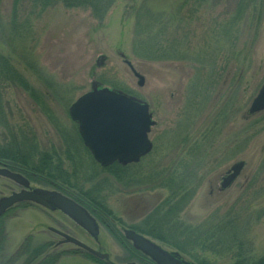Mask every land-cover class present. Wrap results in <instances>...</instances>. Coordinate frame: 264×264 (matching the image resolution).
Returning a JSON list of instances; mask_svg holds the SVG:
<instances>
[{"label": "rangeland", "instance_id": "obj_1", "mask_svg": "<svg viewBox=\"0 0 264 264\" xmlns=\"http://www.w3.org/2000/svg\"><path fill=\"white\" fill-rule=\"evenodd\" d=\"M13 1L0 2V52L31 86L0 84V142L38 166L35 177L22 170L31 187L90 191L104 225H131L143 209L162 233L182 234L187 258L262 257L264 110L248 109L264 84L263 0H115L102 20L84 5L42 9L24 0L14 12ZM94 81L147 102L156 122L152 151L120 172L97 163L69 115ZM239 161L240 177L210 204L211 183ZM20 187L0 175V197ZM49 226L78 234L62 212L20 204L0 219V246L8 256L41 247L59 255L56 264H95L81 249L56 245Z\"/></svg>", "mask_w": 264, "mask_h": 264}, {"label": "water", "instance_id": "obj_2", "mask_svg": "<svg viewBox=\"0 0 264 264\" xmlns=\"http://www.w3.org/2000/svg\"><path fill=\"white\" fill-rule=\"evenodd\" d=\"M104 58V55L99 56L97 64L101 65ZM128 64L132 67L130 62ZM134 72L139 78V85H143L144 76L135 70ZM263 110L264 84L253 98L248 113L253 115ZM69 114L78 124L83 143L102 166H108L116 161L122 165L138 162L142 156L152 150L153 143L149 139V133L155 121L152 119L148 103L134 95L121 90L100 87L94 81L91 89L71 104ZM243 167L244 161L235 163L231 173L224 178L223 186H228ZM0 175L22 186L20 190L0 197V217L16 205L29 202L50 210L59 209L79 225L97 232L98 224L86 208L63 193L41 187L32 188L26 176L7 167H0ZM50 229L63 237L62 242H66L67 238L90 253L100 255L98 251L66 233L53 227ZM127 236L134 240L136 247L152 256L160 264H171L174 261L175 257L172 254L136 232L129 230Z\"/></svg>", "mask_w": 264, "mask_h": 264}, {"label": "flooded vegetation", "instance_id": "obj_3", "mask_svg": "<svg viewBox=\"0 0 264 264\" xmlns=\"http://www.w3.org/2000/svg\"><path fill=\"white\" fill-rule=\"evenodd\" d=\"M146 155L142 156L138 162H132L127 165H121L120 163L118 164L123 167H131L132 165L138 164L142 160V158L145 157ZM232 166H230L221 175L220 180L218 179L214 183H211L210 185L211 189L209 191L210 204H213L215 201H219L221 198H224L225 194L230 190V188L235 184L236 180L240 177L244 167L242 168L238 176L228 186L226 187L223 186L224 178L231 173ZM18 172H20L29 179L28 175L24 174L22 170H18ZM29 181L31 185V180L29 179ZM51 190H56L63 193L62 191L57 189H51ZM65 195L73 199L75 202H77L84 208H86V210L96 220L98 224V230L97 232H93L86 229L85 227L75 222L67 214H66L67 220L75 225L78 234H76L75 232H71L67 228L66 231H63L61 229L59 230L66 233V235H69L75 238L76 240L86 244L90 248L98 251L100 255L90 253L89 251L82 248L79 244L67 240V238H66V242H62L63 237L57 232L51 230L53 233L57 234L60 237V239L57 242H55V244L56 245L66 244V245H70L72 249H79V250L81 249L83 252H85V254H87L93 260V263L95 264H160L152 256L143 252L141 249L135 246L134 240L127 236V231L129 230L136 232L140 236L148 239L149 241L155 243L162 249L172 254L175 257V259H173L174 261H172L171 264H219L214 259L187 258L185 253H183L184 252L183 249L184 248L186 249V247H184V243L181 241L182 234L180 235L176 233V235L172 234L171 236L162 233L160 227L156 228V226L152 225V219L150 217V214L146 216H142L141 213L143 209L139 211V215H134L133 217L134 220L139 219V221L134 222L131 225L130 224L128 226H124V225L113 226L110 224L104 225L100 221L99 217L104 216V214H106L105 211L100 212L97 208H95L93 204L88 202V200L86 199L87 195H83V194L82 196L75 194L73 195L70 194V192L68 193L67 191ZM144 202H145L144 199H142V204ZM146 207L147 206L145 205L143 208ZM102 224L105 226V230H102V226H103ZM168 236H170L171 238H168ZM108 245H110V248L114 247V249L113 250L109 249ZM195 245H196L195 243H190L188 245V248L190 247L193 248L195 247ZM115 251L117 252L114 253ZM101 255H106V256H101Z\"/></svg>", "mask_w": 264, "mask_h": 264}, {"label": "trees", "instance_id": "obj_4", "mask_svg": "<svg viewBox=\"0 0 264 264\" xmlns=\"http://www.w3.org/2000/svg\"><path fill=\"white\" fill-rule=\"evenodd\" d=\"M24 0H14V12L17 11V7L20 2ZM33 5L42 6L43 8H46L48 4L55 3L57 1H62L65 6L69 7H76L80 5L88 6L92 9L94 15L102 20L107 13L109 7H111V3H113L115 0H29ZM1 2V0H0ZM264 2V0H263ZM239 11L241 10L242 6H238ZM16 17V13L13 16ZM11 63L6 56L2 55L0 52V84L2 83L3 79L13 80L14 82L20 83L25 88H29L31 85H29V82L23 77L18 76V72L13 71L11 69ZM2 76V77H1ZM31 94L35 98V100H38V93L34 91L33 87H31ZM1 101H2V95L0 91V107H1ZM0 164L5 165L13 170H24V172L28 173L32 177L37 176L35 173V170H37V167L35 162L31 161V157L26 156L22 153V151L18 147L11 146L10 144L1 143L0 142ZM127 167H123L119 165L118 163H114L106 169L111 170L114 172H120L125 170ZM105 169V168H104ZM83 195H87L86 199L91 204H101V201H99L96 197L94 198L92 193L90 191H84L81 193ZM28 203H22V205H26ZM3 217V216H2ZM1 217V218H2ZM0 218V219H1ZM1 231V230H0ZM2 233L0 234V243L2 241ZM47 245V244H46ZM12 256V257H11ZM59 255L54 253L46 252L45 249H42L41 247L33 248V249H27L26 246H21L17 251L12 255H7L4 252V249L2 246H0V264H56L58 261ZM17 262H16V261ZM13 261V262H12ZM253 264H264V255L257 259Z\"/></svg>", "mask_w": 264, "mask_h": 264}]
</instances>
